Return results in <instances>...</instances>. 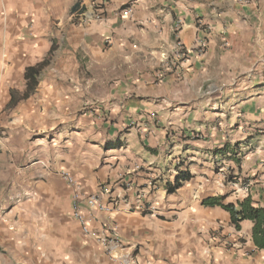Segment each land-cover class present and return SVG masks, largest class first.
<instances>
[{"label": "crops", "instance_id": "crops-1", "mask_svg": "<svg viewBox=\"0 0 264 264\" xmlns=\"http://www.w3.org/2000/svg\"><path fill=\"white\" fill-rule=\"evenodd\" d=\"M0 126V264H264L253 222L203 206L264 207V0H0ZM62 173L121 198L89 223L122 249L82 233Z\"/></svg>", "mask_w": 264, "mask_h": 264}, {"label": "built area", "instance_id": "built-area-1", "mask_svg": "<svg viewBox=\"0 0 264 264\" xmlns=\"http://www.w3.org/2000/svg\"><path fill=\"white\" fill-rule=\"evenodd\" d=\"M94 5L95 14L99 16V13L103 11L105 8L108 0H92ZM176 31L181 30V23H178L175 27ZM198 53L202 54L205 49V44L203 41L198 42ZM174 57L177 60H183L187 57L188 53L185 50L183 44L178 41L175 49H174ZM62 177L67 183L70 191H71V199H72V217L77 221L81 227L82 233L94 241H96L100 246H102L107 253H112V251L117 249H122V245L119 241V237L114 234H105V233H97L95 230L92 229L89 223V212L90 210H98L103 211L106 213H112L118 203L120 202V197L112 198L111 202L106 205L100 201V197L97 195H88L86 194L79 183L76 181L74 177H72L68 173H62ZM103 194H108L109 190L106 188H102ZM209 242L212 244H219L221 246H229L226 242V239L220 236L218 233H213L209 237ZM237 246V245H236ZM236 246H231L236 247ZM130 255H123L121 258L123 264H131Z\"/></svg>", "mask_w": 264, "mask_h": 264}, {"label": "trees", "instance_id": "trees-1", "mask_svg": "<svg viewBox=\"0 0 264 264\" xmlns=\"http://www.w3.org/2000/svg\"><path fill=\"white\" fill-rule=\"evenodd\" d=\"M54 47L52 48L49 56L43 62L29 67L25 73L27 81V88L24 93L13 91L11 93V102L8 105L9 109L15 108L21 101L27 100L34 94L39 85V78L42 72L51 64L53 57ZM230 148H225L221 152L226 153ZM192 180L191 174L182 172L176 178L174 184L169 186L168 193L174 194L179 189L183 188L187 183ZM223 198H209L203 201L205 207H221L231 215L232 224L237 230L241 229V224L244 221H251L254 224L253 228V242L258 250H264V207H255L250 198L239 201L236 205L223 204Z\"/></svg>", "mask_w": 264, "mask_h": 264}, {"label": "rangeland", "instance_id": "rangeland-1", "mask_svg": "<svg viewBox=\"0 0 264 264\" xmlns=\"http://www.w3.org/2000/svg\"><path fill=\"white\" fill-rule=\"evenodd\" d=\"M4 132H5V129L0 126V136H2Z\"/></svg>", "mask_w": 264, "mask_h": 264}]
</instances>
